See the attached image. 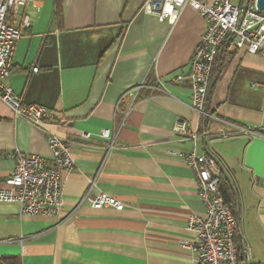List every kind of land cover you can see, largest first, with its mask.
<instances>
[{"label":"crops","instance_id":"0c3cea01","mask_svg":"<svg viewBox=\"0 0 264 264\" xmlns=\"http://www.w3.org/2000/svg\"><path fill=\"white\" fill-rule=\"evenodd\" d=\"M143 2L62 0L56 16L54 0H31L8 15L12 24L28 15L30 27L14 46L7 83L24 104L50 110L49 129L73 142L74 167L61 173L59 215L21 214L15 202H0V257L16 255L21 264H195L182 242L194 236L187 217H204L205 209L191 167L172 153L193 146L173 130L182 119L190 131H205L197 150L222 167L240 240L251 263L264 264V56L229 48L208 95L210 116L200 122L187 85L172 77L187 72L204 18L186 5L176 20L159 21ZM137 86L136 99L123 96ZM105 128L109 139L100 135ZM16 152L50 157L42 131L0 100V188ZM89 179L92 195H111L123 210L78 204Z\"/></svg>","mask_w":264,"mask_h":264},{"label":"built area","instance_id":"2783aa9c","mask_svg":"<svg viewBox=\"0 0 264 264\" xmlns=\"http://www.w3.org/2000/svg\"><path fill=\"white\" fill-rule=\"evenodd\" d=\"M31 0H0V100L13 112L24 118L32 126L42 131L50 157L16 152L14 169L0 188V202H15L19 212L26 215H59L63 207L61 173L71 171L74 160L70 153V139L53 133L48 125L51 112L37 104H24L7 83L12 67V55L22 30L30 27L26 14L20 15L16 23L8 22L10 13L16 14ZM191 6L204 18L205 28L196 43L187 72L172 77L176 83H184L189 90L191 108L201 120L210 116L206 104L211 83L212 65L222 43L231 47H244L249 53L264 56V9L257 7V0H144L142 9L154 15L159 21L167 18L176 20L182 9ZM33 66L32 71H37ZM140 87H134L124 94L131 100L138 96ZM122 96V97H123ZM190 131L184 120L178 119L173 130L181 140L191 141L188 151H173L192 169L197 194L205 209V216L187 217V229L193 238L182 242L192 253L195 264H253L248 257V249L240 240L237 215L220 193L219 183L224 171L217 159L208 152L197 150V141L205 140L204 130ZM241 131H245L241 128ZM101 137L110 138V130L102 129ZM83 139L90 133L82 131ZM110 143L107 147H111ZM94 179L88 180V187L78 204L86 202L92 208H113L121 211L124 204L106 193L91 194ZM236 239L237 243H236ZM239 243V245H238Z\"/></svg>","mask_w":264,"mask_h":264},{"label":"trees","instance_id":"16d2710c","mask_svg":"<svg viewBox=\"0 0 264 264\" xmlns=\"http://www.w3.org/2000/svg\"><path fill=\"white\" fill-rule=\"evenodd\" d=\"M61 2L62 0H54L56 16H58L60 13ZM229 48H231V46L229 43H226V42L222 43L218 48L217 54L215 56V59L212 65L211 83L209 86V93L211 92V89L213 88V84L215 80L220 76L222 70L224 69L226 65V61L228 60L229 53H230L228 52ZM146 81L147 83L153 84L154 80H153L152 71L148 73ZM138 96H139V91H138ZM219 190H220L221 195L225 199L226 203L230 205L231 212L234 215H236V202H235L234 194H233L232 188L230 186V183L227 177H225L224 175H222L220 178ZM237 240L238 239H236V243H237ZM0 264H21V261H20V258L16 255H3L0 257Z\"/></svg>","mask_w":264,"mask_h":264},{"label":"water","instance_id":"95a60500","mask_svg":"<svg viewBox=\"0 0 264 264\" xmlns=\"http://www.w3.org/2000/svg\"><path fill=\"white\" fill-rule=\"evenodd\" d=\"M257 7L259 9H264V0H257Z\"/></svg>","mask_w":264,"mask_h":264}]
</instances>
